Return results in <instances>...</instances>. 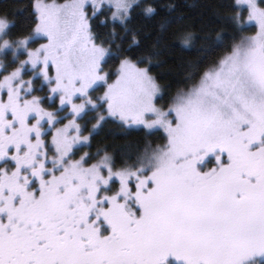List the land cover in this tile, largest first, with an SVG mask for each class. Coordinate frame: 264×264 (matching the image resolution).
Here are the masks:
<instances>
[{
    "label": "snow or ice",
    "instance_id": "snow-or-ice-1",
    "mask_svg": "<svg viewBox=\"0 0 264 264\" xmlns=\"http://www.w3.org/2000/svg\"><path fill=\"white\" fill-rule=\"evenodd\" d=\"M219 7L233 34L174 93L133 26L151 0L0 12V264H264V0ZM109 126L142 146L85 151Z\"/></svg>",
    "mask_w": 264,
    "mask_h": 264
},
{
    "label": "trees",
    "instance_id": "trees-1",
    "mask_svg": "<svg viewBox=\"0 0 264 264\" xmlns=\"http://www.w3.org/2000/svg\"><path fill=\"white\" fill-rule=\"evenodd\" d=\"M151 2L158 6L159 14L151 20L137 16L133 26L142 31L152 32L154 36L160 35L158 42L151 40L143 44L142 52L143 54L152 53L155 56L153 75L159 77L161 84L169 85L170 91L174 93L182 80L181 65L195 62L201 57L202 48L206 45V37L214 39L217 33L233 34L232 26L225 19L229 15L227 9L219 7L221 4H226L228 0H151ZM29 3L30 0L0 2V12L6 11L9 19L16 21L14 32H24L28 22L27 5ZM170 3L176 4V8L171 13L166 10V6ZM161 23L169 25L163 33H160L159 29ZM188 31H192L196 39L190 47L184 48L180 46L176 37ZM101 36L107 38V30H101ZM153 43H157L156 49L151 47ZM142 144L141 136L125 137L119 129L109 126L92 141L90 148L84 150L95 153L98 148L107 149L110 153L121 156L134 153Z\"/></svg>",
    "mask_w": 264,
    "mask_h": 264
},
{
    "label": "flooded vegetation",
    "instance_id": "flooded-vegetation-1",
    "mask_svg": "<svg viewBox=\"0 0 264 264\" xmlns=\"http://www.w3.org/2000/svg\"><path fill=\"white\" fill-rule=\"evenodd\" d=\"M3 1H5V0H0V2H3Z\"/></svg>",
    "mask_w": 264,
    "mask_h": 264
},
{
    "label": "rangeland",
    "instance_id": "rangeland-1",
    "mask_svg": "<svg viewBox=\"0 0 264 264\" xmlns=\"http://www.w3.org/2000/svg\"><path fill=\"white\" fill-rule=\"evenodd\" d=\"M36 46H38V45H36ZM27 78V77H26ZM85 151H87V150H85Z\"/></svg>",
    "mask_w": 264,
    "mask_h": 264
}]
</instances>
